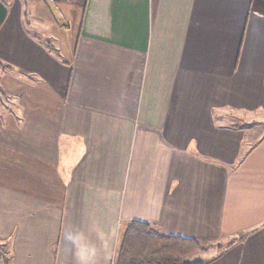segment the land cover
Returning <instances> with one entry per match:
<instances>
[{
  "label": "crops",
  "instance_id": "obj_1",
  "mask_svg": "<svg viewBox=\"0 0 264 264\" xmlns=\"http://www.w3.org/2000/svg\"><path fill=\"white\" fill-rule=\"evenodd\" d=\"M6 6L0 225L16 229L12 264H112L132 220L235 240L203 253L208 264H264V119L226 122L264 117V0Z\"/></svg>",
  "mask_w": 264,
  "mask_h": 264
},
{
  "label": "trees",
  "instance_id": "obj_2",
  "mask_svg": "<svg viewBox=\"0 0 264 264\" xmlns=\"http://www.w3.org/2000/svg\"><path fill=\"white\" fill-rule=\"evenodd\" d=\"M3 66L11 69L9 65ZM234 241L226 246L214 245L194 238L169 235L151 223L132 220L125 224L121 232L112 264H208L191 259L214 247L222 251ZM8 253L0 246V264H11Z\"/></svg>",
  "mask_w": 264,
  "mask_h": 264
},
{
  "label": "rangeland",
  "instance_id": "obj_3",
  "mask_svg": "<svg viewBox=\"0 0 264 264\" xmlns=\"http://www.w3.org/2000/svg\"><path fill=\"white\" fill-rule=\"evenodd\" d=\"M0 1H2L5 4H8L12 0H0ZM39 8H40V11H43L42 5H40ZM64 9H65V6H64ZM3 74H4V72L2 71V68L0 67V84H1V81H2L1 79H3ZM226 114L229 115L227 117V119H226V122H227L228 125H233V124L241 125V124L244 123V121L247 122V121H252V120H257V119H260V120L264 119V117L262 115H260V114L254 116V115L245 114V113H242V112H234V111H230V112H228ZM0 186L5 188L2 185H0ZM4 230H5V228L0 225V233L2 235L1 237H3V240H4L3 243L0 242V246H2L5 250H7L9 252L8 254H9V257H10V255H11V252L9 250L10 247L6 243L9 242V244L10 243L11 244L12 243L15 244V237L14 236L16 235V229H14V231H11V230L4 231ZM211 250H213L215 253L218 252V251L220 252V250H218L216 247L211 248ZM202 254L194 256L191 260L192 261H206V256L203 255V257H202ZM10 258H11V264H12V255H11Z\"/></svg>",
  "mask_w": 264,
  "mask_h": 264
},
{
  "label": "water",
  "instance_id": "obj_4",
  "mask_svg": "<svg viewBox=\"0 0 264 264\" xmlns=\"http://www.w3.org/2000/svg\"><path fill=\"white\" fill-rule=\"evenodd\" d=\"M7 14H8V8L6 4L0 1V26L5 21Z\"/></svg>",
  "mask_w": 264,
  "mask_h": 264
}]
</instances>
